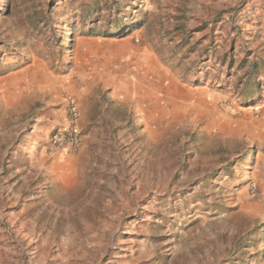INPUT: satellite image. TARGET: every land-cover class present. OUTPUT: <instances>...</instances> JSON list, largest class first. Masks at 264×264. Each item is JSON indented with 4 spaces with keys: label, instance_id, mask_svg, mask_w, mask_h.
<instances>
[{
    "label": "rangeland",
    "instance_id": "rangeland-1",
    "mask_svg": "<svg viewBox=\"0 0 264 264\" xmlns=\"http://www.w3.org/2000/svg\"><path fill=\"white\" fill-rule=\"evenodd\" d=\"M0 264H264V0H0Z\"/></svg>",
    "mask_w": 264,
    "mask_h": 264
},
{
    "label": "built area",
    "instance_id": "built-area-1",
    "mask_svg": "<svg viewBox=\"0 0 264 264\" xmlns=\"http://www.w3.org/2000/svg\"><path fill=\"white\" fill-rule=\"evenodd\" d=\"M69 125L66 129L56 131L52 138L53 145H68L71 149H76L78 146V134L75 128V122L78 119L77 109L73 104H70L66 109Z\"/></svg>",
    "mask_w": 264,
    "mask_h": 264
},
{
    "label": "crops",
    "instance_id": "crops-1",
    "mask_svg": "<svg viewBox=\"0 0 264 264\" xmlns=\"http://www.w3.org/2000/svg\"><path fill=\"white\" fill-rule=\"evenodd\" d=\"M49 123H50V124H53L54 122H52V121L50 122V121H49Z\"/></svg>",
    "mask_w": 264,
    "mask_h": 264
}]
</instances>
